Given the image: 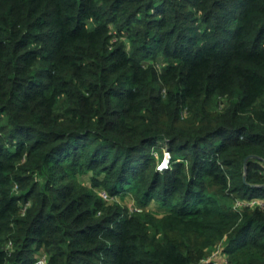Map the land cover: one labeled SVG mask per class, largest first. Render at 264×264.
<instances>
[{
  "label": "trees",
  "instance_id": "obj_1",
  "mask_svg": "<svg viewBox=\"0 0 264 264\" xmlns=\"http://www.w3.org/2000/svg\"><path fill=\"white\" fill-rule=\"evenodd\" d=\"M220 243L264 264V0H0V264Z\"/></svg>",
  "mask_w": 264,
  "mask_h": 264
},
{
  "label": "rangeland",
  "instance_id": "obj_2",
  "mask_svg": "<svg viewBox=\"0 0 264 264\" xmlns=\"http://www.w3.org/2000/svg\"><path fill=\"white\" fill-rule=\"evenodd\" d=\"M159 147H162L163 148V157H162V164H166L167 161H168V157L170 156L169 153L166 151V147L164 144H158ZM154 149V148H153ZM159 149V148H158ZM155 150V149H154ZM160 155V154H158ZM169 155V156H168ZM159 157V156H158ZM159 160V158H157ZM166 160V161H165ZM165 162V163H164ZM78 181L84 185H86L87 187L91 186V173H87V174H83V175H79L78 176ZM96 192H98V194L101 193L100 189L96 188L95 189ZM127 196V197H126ZM126 196H123V197H117V198H111L110 202L113 203V202H117L119 204H125L130 210L134 209L135 208V204L131 201V196L130 195H126ZM153 207H155V204L153 205ZM151 209L152 210H157L156 209H153L152 206H151ZM153 211V212H154ZM161 214V213H160ZM156 216H159V213H155ZM213 254V250H210V252L207 253V256H205V258L203 259L204 261L201 263H198V264H213L216 262V258ZM43 255V254H42ZM219 261V259L217 260Z\"/></svg>",
  "mask_w": 264,
  "mask_h": 264
},
{
  "label": "built area",
  "instance_id": "obj_3",
  "mask_svg": "<svg viewBox=\"0 0 264 264\" xmlns=\"http://www.w3.org/2000/svg\"><path fill=\"white\" fill-rule=\"evenodd\" d=\"M169 161H170V156L168 157V161H167L166 164H162V161L159 163V165L157 166V170L162 171L163 169L167 168ZM99 195H100V197L102 198L103 201H109L111 199L105 192L101 191V193ZM245 205H247L249 207H253V206H256V205L257 206H262L261 203H258L257 201H252V202L247 203ZM223 247H224V244L220 243L216 248L212 249L213 250V254L212 255H214L215 258L217 257L216 258L217 260L219 259V261L216 260V262L213 263V264H227L226 257L222 253L223 252ZM203 261L204 260H202V262ZM45 263H46V256L44 254L43 255L41 254L34 264H45Z\"/></svg>",
  "mask_w": 264,
  "mask_h": 264
},
{
  "label": "water",
  "instance_id": "obj_4",
  "mask_svg": "<svg viewBox=\"0 0 264 264\" xmlns=\"http://www.w3.org/2000/svg\"><path fill=\"white\" fill-rule=\"evenodd\" d=\"M249 158H251V157H248L246 160H245V162H244V172L246 173V171H247V167H246V162H247V160L249 159ZM246 180V177H245V175H244V181Z\"/></svg>",
  "mask_w": 264,
  "mask_h": 264
},
{
  "label": "crops",
  "instance_id": "obj_5",
  "mask_svg": "<svg viewBox=\"0 0 264 264\" xmlns=\"http://www.w3.org/2000/svg\"><path fill=\"white\" fill-rule=\"evenodd\" d=\"M151 206H152L153 209H155V207H153V205H151ZM159 215H161V214H159Z\"/></svg>",
  "mask_w": 264,
  "mask_h": 264
}]
</instances>
